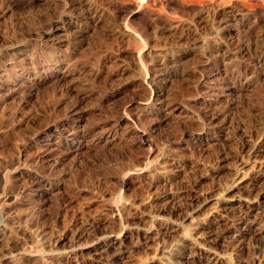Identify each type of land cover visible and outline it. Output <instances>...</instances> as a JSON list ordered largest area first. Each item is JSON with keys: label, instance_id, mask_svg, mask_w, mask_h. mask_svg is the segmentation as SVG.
Masks as SVG:
<instances>
[{"label": "rangeland", "instance_id": "obj_1", "mask_svg": "<svg viewBox=\"0 0 264 264\" xmlns=\"http://www.w3.org/2000/svg\"><path fill=\"white\" fill-rule=\"evenodd\" d=\"M195 247L264 264V0H0V264Z\"/></svg>", "mask_w": 264, "mask_h": 264}, {"label": "bare ground", "instance_id": "obj_2", "mask_svg": "<svg viewBox=\"0 0 264 264\" xmlns=\"http://www.w3.org/2000/svg\"><path fill=\"white\" fill-rule=\"evenodd\" d=\"M238 155V154H237ZM241 155V154H240ZM238 156V157H241V156ZM257 173H258V171H257ZM245 179L243 178V177H241V176H238V178L234 181V183H236V186L238 185V186H240L242 183H243V181H244ZM183 199V198H182ZM180 200V199H179ZM200 202H202L203 203V208L204 207H206L208 204H209V199L208 198H204L203 200H200ZM236 202L238 203H241V200H236ZM192 205H193V203H192ZM89 229H93V228H89ZM88 229V230H89ZM95 230V229H94ZM85 232H86V230H84ZM88 232V231H87ZM86 232V233H87ZM97 232V231H96ZM89 233V232H88ZM91 233V232H90ZM261 233V232H260ZM100 234V233H99ZM98 234V235H99ZM82 235H84V233L82 234ZM81 235V236H82ZM88 235V234H87ZM87 235H86V237H87ZM97 235V236H98ZM101 235V234H100ZM79 236V235H78ZM89 236V235H88ZM261 236V235H260ZM74 237H75V235H74ZM94 237V236H93ZM101 237V236H100ZM79 238H80V236H79ZM79 238H77V237H75L74 239H75V242L74 243H77L76 242V240L77 239H79ZM102 238V237H101ZM85 239V238H84ZM95 239V238H94ZM87 240V239H86ZM79 241V240H78ZM93 241V240H92ZM91 242V241H90ZM88 243V242H87ZM88 244H91V243H88ZM48 247V246H47ZM84 247V246H83ZM90 249V248H89ZM122 253V252H121ZM194 253V252H193ZM124 254V253H123ZM122 254V255H123ZM120 255V254H119ZM193 255H196V256H205V257H207L208 255H209V257H208V260L206 259V262H204V263H207V264H220V262H221V259H223L220 255H218V254H215V253H213L212 252V250L211 251H209V250H207V249H205V248H201V247H195V254H193ZM190 256H192L191 255V253H189V254H187L186 255V257L185 258H190ZM118 257V256H117ZM193 257H195V256H193ZM204 257V258H205Z\"/></svg>", "mask_w": 264, "mask_h": 264}]
</instances>
